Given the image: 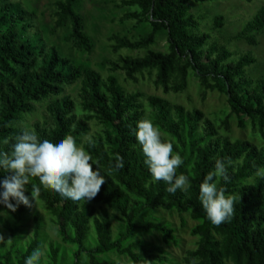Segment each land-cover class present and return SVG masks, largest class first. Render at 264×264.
<instances>
[{
	"label": "trees",
	"instance_id": "trees-1",
	"mask_svg": "<svg viewBox=\"0 0 264 264\" xmlns=\"http://www.w3.org/2000/svg\"><path fill=\"white\" fill-rule=\"evenodd\" d=\"M114 1L118 8L128 10L120 22L147 25L149 30L135 40L119 34L109 38L114 53L146 52L102 61L101 68L107 65L109 72L104 78L74 54L91 56L95 45L80 14L82 0L53 2L51 29L39 24L35 10H28L20 0H0V138L14 137L24 127L53 141L70 133L99 160L106 177L100 192L86 204L64 198L43 187L38 178H31L25 194L31 198L33 186L40 189L30 200L32 206L21 205L15 213L9 212L10 219L0 217L4 238L0 249H6L0 252V264H24L33 249L44 245L45 220L36 209L38 204L63 244L74 247L71 264H127L102 258L108 254L127 258L131 264H169L160 247L133 240L137 233L155 232L166 245L175 241L170 225L152 218L157 210L186 214L196 222L191 230L198 239L196 247L186 251L181 264H191L193 259L197 264H264V179L256 175L264 167V70L261 76L252 77L247 73L257 64L252 53L236 54L200 32L193 3L216 0ZM215 20L221 28L223 18ZM60 29L66 30V36L61 44L52 43L48 35ZM262 34L264 2L234 40L252 44ZM161 36L167 43L166 53L151 50ZM117 74L133 85L147 76L165 95L184 93L189 77L194 76L202 100L208 92L226 97L238 128L250 129L260 144L228 137L231 115L219 123L201 110L138 90L127 91ZM68 89L76 98L66 95ZM42 106L43 115L35 116ZM141 119L158 125L162 139L171 141L174 152L183 157L177 173L190 175L192 187L187 193L178 189L172 194L166 191L165 182H153L132 134ZM85 137H91L92 143ZM118 157L124 161L121 169L111 166ZM217 159L233 162L228 167L229 179H221L219 186L241 196L231 220L220 225L208 220L199 201V186ZM9 175L0 169V179ZM2 211L8 210L0 205ZM31 215L32 237L23 240ZM113 221L120 225L116 236ZM84 255L86 263L81 262ZM66 256V249L48 244L47 261L42 264H64Z\"/></svg>",
	"mask_w": 264,
	"mask_h": 264
},
{
	"label": "rangeland",
	"instance_id": "rangeland-1",
	"mask_svg": "<svg viewBox=\"0 0 264 264\" xmlns=\"http://www.w3.org/2000/svg\"><path fill=\"white\" fill-rule=\"evenodd\" d=\"M20 1L28 10H35V16L39 24L45 25L50 29L53 27L52 3L56 0ZM263 2L264 0H252L251 3H246L243 0H216L214 2L193 3L192 7V14L198 17L201 22L200 32L210 35L211 39L219 44H225L230 51L236 54L252 53L254 55L257 59V64H255L252 69H247V73L252 77L261 76L264 70V34L255 37L254 43L252 44L244 40H234V37L240 33L244 25L253 18ZM80 7V14L84 18L86 31L89 36L92 37L95 45L91 56H82L74 53L77 59L83 60L89 67L99 71L101 76L106 78L109 72L107 70V65L105 66L106 68H101L100 65L102 61H113L116 60L117 56L138 57L145 54L146 51L144 50L138 52H127V50H122L118 53L112 51L111 45L113 43L109 41L112 35L119 34L120 36H126L135 40L149 30L147 25H137L134 22H120V18L128 10L118 8V4L114 0H82ZM216 17L223 18V26L221 28L216 27ZM50 29L47 30L50 31ZM48 36L52 43L61 44L60 39L66 36V30H56L53 35ZM151 50L163 53L168 52L165 38L163 36L157 37ZM63 52L68 53L69 51ZM116 76L119 83H121L127 91L138 90L146 95L166 98L175 104L182 105L186 109L201 110L213 121L219 120L220 123L226 116L231 115L226 97L223 95L208 92L205 99L202 100L200 87L194 76H190L188 79V89L184 93L177 95L163 94L161 90L154 87L152 80L148 79L147 76H145L144 79H140L137 85L124 82L122 74H117ZM66 95L76 98L75 92L71 89L66 91ZM42 108L43 106L38 107L35 116L40 117L43 115L44 109ZM28 121L31 122L33 119H29ZM229 125L231 131L226 135L232 140L241 139L249 140L256 144L259 143V140L252 136L250 129L241 130L238 128L237 119L234 115L230 116ZM36 209L39 215L43 216L45 220L44 232L46 241L43 245L44 255L42 257V263L47 261L46 254L48 244H54L67 250L64 264H71L72 253L70 249L74 250V247L63 244L61 238L54 230V225L50 222L49 216L39 207V204ZM152 218L158 220L160 223L169 224L174 230L173 235L175 241L166 245L162 242L161 236L155 232L151 235L137 233L134 235L133 240H141L145 243L160 247L166 253L170 261L169 264H181V260L186 251L193 250L196 247L198 239L191 235V230L196 225V222H194L189 215L166 212L163 210H157L152 213ZM27 222L26 234L23 240H28L32 237L34 228L33 215L30 216ZM112 225L114 231L113 236H116L120 229V225L116 221H113ZM8 238L10 237L8 236ZM137 253L140 252L138 251ZM102 258L109 261H123L127 264H131L127 258L118 257L115 254H108ZM87 260L88 258L84 255L81 262L86 263Z\"/></svg>",
	"mask_w": 264,
	"mask_h": 264
},
{
	"label": "clouds",
	"instance_id": "clouds-1",
	"mask_svg": "<svg viewBox=\"0 0 264 264\" xmlns=\"http://www.w3.org/2000/svg\"><path fill=\"white\" fill-rule=\"evenodd\" d=\"M132 134L141 147L153 182H165L168 185L166 191L172 194L178 189L187 193L192 187L190 175L177 173L184 159L179 152H174L171 141L162 139L160 127L150 119H141L132 129ZM85 139L92 143L91 137ZM10 140L13 141L10 150L5 151ZM232 164L231 160L225 162L217 159L214 170L207 173L199 186V201L208 220L214 225L230 221L235 213V205L241 201V196L227 193L224 187L219 186L221 179H229L228 167ZM111 166L123 168V158L118 157ZM0 169L11 173L0 179V205L8 210L0 212V217L6 219L11 218L9 212L15 213L21 205L32 206L30 200H34L40 189L33 186L31 198L25 194L31 178H38L43 187L54 190L64 198L85 204L97 196L106 182L99 160L94 159L72 134L53 141L41 139L34 128L27 127L14 137L0 138ZM256 175L264 179V167L258 168ZM0 242H4L3 236H0ZM5 250L0 249V252ZM43 255L44 246H38L26 256L24 264H42ZM191 264H197V260L193 259Z\"/></svg>",
	"mask_w": 264,
	"mask_h": 264
}]
</instances>
